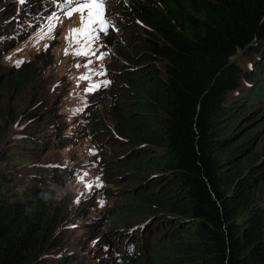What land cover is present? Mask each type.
I'll return each instance as SVG.
<instances>
[{"label": "trees", "instance_id": "obj_1", "mask_svg": "<svg viewBox=\"0 0 264 264\" xmlns=\"http://www.w3.org/2000/svg\"><path fill=\"white\" fill-rule=\"evenodd\" d=\"M131 5L145 34L139 37L145 64L121 79L133 92L123 97L137 105L115 116L120 137L102 140L128 152L117 161L118 175L139 184L117 191L119 213L107 219V229L121 242L113 241L108 264H264V171L226 167L251 160L239 161L245 151L232 148L238 134L228 130L254 108L264 109V0ZM241 52L253 59L247 69L235 59ZM151 60L164 62L163 78ZM231 94L242 107L228 104ZM136 110L142 115L133 116ZM153 169L156 179L157 172L146 173ZM11 174L0 171V264H36L55 246L57 214L40 197L44 192L17 188ZM32 178L36 189L46 181Z\"/></svg>", "mask_w": 264, "mask_h": 264}, {"label": "rangeland", "instance_id": "obj_2", "mask_svg": "<svg viewBox=\"0 0 264 264\" xmlns=\"http://www.w3.org/2000/svg\"><path fill=\"white\" fill-rule=\"evenodd\" d=\"M132 1L107 0L109 30L100 32L96 25L98 39L89 45L85 36L71 35V29L81 26L80 13L67 18L58 7L62 0H0V171L8 177L11 172L12 185L19 189L44 192L40 197L57 214L55 246L43 252L36 264H108L113 241L121 242L117 231L107 229V219L119 213L114 208L121 204L117 191L133 189L139 182L118 175L117 161L128 152L118 153L119 146L103 142L102 137L119 138L115 116L129 114L126 108L137 105L132 96L123 97L131 89L121 79L145 64L146 53L139 42L145 34L131 11ZM53 15L59 21H52L55 28L45 35ZM82 49L89 54L77 55ZM235 59L244 69L253 63L242 52ZM151 61L163 78L164 62ZM235 97L229 95L228 104L242 107ZM133 114L142 115L138 110ZM228 131L238 134L232 138V148L245 151L239 161L247 156L252 161L231 160L226 167L237 166L245 174L254 168L263 172L264 109L254 108ZM154 149L152 155L157 156L159 149ZM74 167L79 169L70 171ZM44 169L61 175L56 179V175L42 174ZM153 172L157 176L152 179L160 176L159 170L146 171ZM32 176L46 181L36 189L28 182L34 180ZM182 237L189 239L188 233ZM139 264L159 263L144 259Z\"/></svg>", "mask_w": 264, "mask_h": 264}, {"label": "snow or ice", "instance_id": "obj_3", "mask_svg": "<svg viewBox=\"0 0 264 264\" xmlns=\"http://www.w3.org/2000/svg\"><path fill=\"white\" fill-rule=\"evenodd\" d=\"M106 4L107 0H62V3L58 5L61 11H63L67 18L71 19L75 13H80V23L79 28L71 29L70 33L73 37L85 36L88 44L90 45L94 40L98 39L96 35L97 28L99 26V31L107 33L109 30V21L106 19ZM52 21H59V17L53 15L50 18L49 30L45 35H50L55 28V24ZM44 37L42 36L41 39ZM77 42L79 40L77 39ZM67 54V51L65 52ZM77 55H88V51L80 50L76 53ZM99 59H104L101 55ZM20 63V62H18ZM81 79H87V77H81ZM110 83V81H107ZM94 88L99 87V85H94ZM91 90V89H90ZM91 187V185H89Z\"/></svg>", "mask_w": 264, "mask_h": 264}, {"label": "bare ground", "instance_id": "obj_4", "mask_svg": "<svg viewBox=\"0 0 264 264\" xmlns=\"http://www.w3.org/2000/svg\"><path fill=\"white\" fill-rule=\"evenodd\" d=\"M38 12H39V11H38ZM37 14H38V13H37ZM37 14H36V15H37ZM40 16H41V15H40ZM44 16H45V15H44ZM260 111H261V110H260Z\"/></svg>", "mask_w": 264, "mask_h": 264}, {"label": "clouds", "instance_id": "obj_5", "mask_svg": "<svg viewBox=\"0 0 264 264\" xmlns=\"http://www.w3.org/2000/svg\"><path fill=\"white\" fill-rule=\"evenodd\" d=\"M119 239H120V237H119Z\"/></svg>", "mask_w": 264, "mask_h": 264}]
</instances>
